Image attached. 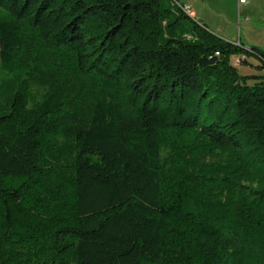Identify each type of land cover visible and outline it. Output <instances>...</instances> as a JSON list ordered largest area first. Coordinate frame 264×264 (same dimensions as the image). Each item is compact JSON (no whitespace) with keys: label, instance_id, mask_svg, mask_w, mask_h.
Returning a JSON list of instances; mask_svg holds the SVG:
<instances>
[{"label":"trees","instance_id":"1","mask_svg":"<svg viewBox=\"0 0 264 264\" xmlns=\"http://www.w3.org/2000/svg\"><path fill=\"white\" fill-rule=\"evenodd\" d=\"M185 7L0 0V264H264V53Z\"/></svg>","mask_w":264,"mask_h":264},{"label":"crops","instance_id":"2","mask_svg":"<svg viewBox=\"0 0 264 264\" xmlns=\"http://www.w3.org/2000/svg\"><path fill=\"white\" fill-rule=\"evenodd\" d=\"M178 2L181 4L180 0H178ZM185 2L186 3H182V5L186 7L190 6V9L194 13L195 20L211 33L227 42L236 45L240 44L246 49L257 48L264 53V45H261L262 43L252 42V38L249 36V32L254 30L255 27L249 22H247L246 24H240V26L237 27L236 20L234 22L228 21L226 19V16L222 13V9L224 8V6H222L223 2H220L218 0L214 2V5L218 10L212 8L210 5V1L207 2L206 0H185ZM254 2L255 0H246L244 4H240L239 0H229V5L231 9H234L235 11H243V9L252 7ZM256 44H258L259 47L256 46ZM235 58L236 57H232L231 59L233 65H236ZM255 59L258 63L257 65H251V57H249V61L247 63L243 64L257 68L261 65V60L258 58ZM239 67L240 65H236L238 71ZM251 75H262V73L260 69H256V71Z\"/></svg>","mask_w":264,"mask_h":264},{"label":"rangeland","instance_id":"3","mask_svg":"<svg viewBox=\"0 0 264 264\" xmlns=\"http://www.w3.org/2000/svg\"><path fill=\"white\" fill-rule=\"evenodd\" d=\"M180 1L181 4L186 3L185 0H180ZM206 1L207 2L210 1L211 7L218 10L217 7L214 5V2H216L217 0H206ZM218 1L223 2L222 6H224V8L222 9L223 11L222 13L226 16V19L228 21L234 22L236 20L237 27L240 26V24H246L247 22H249L255 27L254 30L249 32V36L252 38L251 41L254 43H262L261 45H264V0H255L252 7H249L248 9H243V11L242 10L235 11L234 9H231L229 5V0H218ZM182 27L183 28L191 27V22L189 20L182 21ZM256 46L259 47L258 44H256ZM255 58L256 57H251V65L258 64ZM236 65L234 66L236 67ZM256 69L257 68L253 66H247L243 64L240 65L239 67V73L241 75L248 76L254 73ZM261 73L263 74L264 72L261 71Z\"/></svg>","mask_w":264,"mask_h":264},{"label":"built area","instance_id":"4","mask_svg":"<svg viewBox=\"0 0 264 264\" xmlns=\"http://www.w3.org/2000/svg\"><path fill=\"white\" fill-rule=\"evenodd\" d=\"M246 2V0H239L240 4H244ZM184 6V5H183ZM189 8H191L190 6H188ZM216 55H219V53H216ZM249 61V59H246V55H239L235 58V63L237 65L243 64V63H247Z\"/></svg>","mask_w":264,"mask_h":264},{"label":"bare ground","instance_id":"5","mask_svg":"<svg viewBox=\"0 0 264 264\" xmlns=\"http://www.w3.org/2000/svg\"><path fill=\"white\" fill-rule=\"evenodd\" d=\"M185 10H186L189 14H191L192 16H194V13L190 10L189 7H185ZM246 59H248V58L246 57Z\"/></svg>","mask_w":264,"mask_h":264}]
</instances>
